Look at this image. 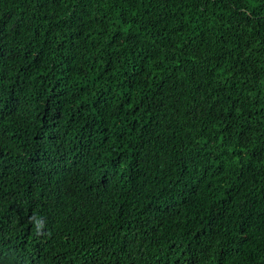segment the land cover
I'll use <instances>...</instances> for the list:
<instances>
[{
    "label": "trees",
    "instance_id": "1",
    "mask_svg": "<svg viewBox=\"0 0 264 264\" xmlns=\"http://www.w3.org/2000/svg\"><path fill=\"white\" fill-rule=\"evenodd\" d=\"M0 264H264V0H0Z\"/></svg>",
    "mask_w": 264,
    "mask_h": 264
}]
</instances>
